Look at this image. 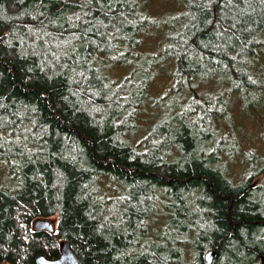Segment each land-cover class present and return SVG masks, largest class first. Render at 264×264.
Wrapping results in <instances>:
<instances>
[{
  "label": "trees",
  "instance_id": "1",
  "mask_svg": "<svg viewBox=\"0 0 264 264\" xmlns=\"http://www.w3.org/2000/svg\"><path fill=\"white\" fill-rule=\"evenodd\" d=\"M240 100H264V0H0V264L65 240L81 264H264Z\"/></svg>",
  "mask_w": 264,
  "mask_h": 264
},
{
  "label": "rangeland",
  "instance_id": "2",
  "mask_svg": "<svg viewBox=\"0 0 264 264\" xmlns=\"http://www.w3.org/2000/svg\"><path fill=\"white\" fill-rule=\"evenodd\" d=\"M168 70L169 69L164 68L161 77H159L153 85L154 100L151 101L153 104L157 103L156 99L162 96L164 89L167 86L168 82L165 77L169 75L168 73L170 70ZM157 113L158 110L154 111L152 106H146L141 113L146 120L145 124L148 119H155ZM231 121L232 126L230 130L233 131L232 133L235 135L236 139L242 143V150L245 152L246 150L257 147L264 155V100L258 101L257 104L249 103L248 106L246 104L244 106L240 100L238 106L232 113ZM241 157L242 156L240 155L235 163H231V158L229 157V171L236 179L241 177L244 171L242 168ZM50 220L56 225L57 218H51Z\"/></svg>",
  "mask_w": 264,
  "mask_h": 264
},
{
  "label": "water",
  "instance_id": "3",
  "mask_svg": "<svg viewBox=\"0 0 264 264\" xmlns=\"http://www.w3.org/2000/svg\"><path fill=\"white\" fill-rule=\"evenodd\" d=\"M35 230L55 231V225L49 219L39 218L34 221ZM216 252L211 250L205 255V264H214ZM37 264H81L80 258L72 248L69 241L61 242V254L56 258H50L46 255H40L37 258Z\"/></svg>",
  "mask_w": 264,
  "mask_h": 264
},
{
  "label": "bare ground",
  "instance_id": "4",
  "mask_svg": "<svg viewBox=\"0 0 264 264\" xmlns=\"http://www.w3.org/2000/svg\"><path fill=\"white\" fill-rule=\"evenodd\" d=\"M50 220V219H49ZM55 227H56V225H55Z\"/></svg>",
  "mask_w": 264,
  "mask_h": 264
}]
</instances>
